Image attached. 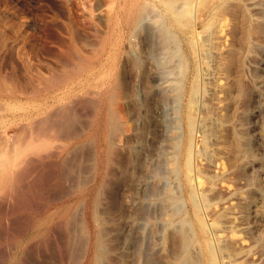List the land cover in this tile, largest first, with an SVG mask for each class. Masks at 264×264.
Here are the masks:
<instances>
[{
  "label": "rangeland",
  "instance_id": "374dc122",
  "mask_svg": "<svg viewBox=\"0 0 264 264\" xmlns=\"http://www.w3.org/2000/svg\"><path fill=\"white\" fill-rule=\"evenodd\" d=\"M141 1L144 5V0ZM172 1L175 6H186V0ZM107 2L109 0H0V79L3 80L0 82L9 84L8 87L15 92V96L7 97L6 93L11 90L5 85L6 91V87L0 84V100L3 102L0 101V110L4 108L0 112V149L10 146L11 149L15 141L20 143V137L24 134L18 131L20 126L24 123L21 128L28 133L33 119L43 116L39 114L33 117L44 105L36 93L42 83L53 78L50 79L54 80L53 83H61L63 79V84L70 75L66 83L78 86L83 82L85 86L83 90L76 87L73 92L57 93L52 101L54 104L51 102L53 105H50L54 122L59 117L60 122L66 118L63 115L66 109L74 112V126L80 129L78 131L82 137L78 139L81 140H70L66 148L63 145L55 150L57 154L50 157L27 156L23 163L24 171L20 172L16 182L0 189V264H174L180 239L172 228L178 223L179 216L188 211L189 204L184 202L180 214L174 217L168 214L170 188L176 192L175 195L178 194V198L185 199L186 196L179 182V170L174 171L173 162L170 161L171 153L177 152L173 147L175 137L182 134L186 91L192 75L196 74L200 83L198 106L195 105L193 111L198 129L193 139V149L196 152V176L202 180L198 192L204 190L205 200L200 201V212L207 226V239L213 247L214 264H264V0H195L192 6L193 9L196 5L193 9L195 19L188 16L184 19L185 14L182 16L181 13L185 10H182L180 23L183 21L184 26L181 24L180 27L179 23V27L177 25L173 29L169 25V17L164 13L163 4L159 0H147V5L143 6L145 10L142 8L143 26L137 27L134 35L120 33L119 27L115 29L117 33L115 30L109 33L104 19L110 10L111 14L115 13L117 4H112L109 9L111 5ZM208 21L210 23L206 24ZM190 30L195 37L189 35ZM125 37L129 39L125 40ZM189 37L194 40L195 55L191 53ZM64 49H78L82 56L97 57L100 53L102 65L98 69L96 62V68L82 69L83 72L81 70L77 75L73 71L75 63L67 60ZM124 55L129 68L134 67V62H143L136 71L137 76L136 73L134 75L135 71L132 72L136 80L133 78L130 84L135 92L125 96L127 100L116 95L117 99L114 96L109 101V96H103L102 92L98 93L101 97L97 96L92 89L96 85L94 81L100 84L106 82L104 79L110 80L115 76ZM129 58L136 61L129 62ZM175 59H179L184 68L179 60L178 67ZM117 60L120 61L119 65ZM151 71L156 74L152 81L148 78ZM43 74L47 75V80H44ZM100 75L106 76H102V79ZM78 76L83 77L76 78ZM150 86L156 88L155 92L150 91ZM14 88L18 91H14ZM88 90H91V95H88ZM22 91L27 92L26 96H22ZM74 92H80L81 96L77 93L71 96ZM71 99L74 100L71 102ZM112 101L116 104H112ZM7 102H11L9 106L18 105V110L9 107L10 111L12 109L10 112L6 109L8 105L3 106ZM69 102L76 105L71 106ZM21 108L25 111H19ZM118 108L120 113H113ZM56 112H61V115L55 116ZM109 112L117 117H114L116 123ZM109 115L114 123L110 128L116 129L117 136L113 132L115 130H110L108 126ZM155 116H158V120H155ZM154 120L160 123L156 124ZM151 123L162 128L161 132L158 131L160 135L154 133L157 127ZM116 124L122 125V129L128 127V130L121 131ZM162 132H165L164 139ZM58 136L46 139L62 145L63 140ZM7 140H10L9 144ZM110 141L115 147L112 146L111 150L107 145ZM79 144H83L82 150H86L80 152H85L83 155L77 151ZM152 144H155L154 147ZM64 148L66 151L71 149V152L67 153ZM111 151H115L116 156ZM152 151H155L154 154ZM67 155L71 159L76 157L75 161ZM63 159L71 160L68 163L75 172L72 173L74 177L78 174L85 179L82 178L85 183L80 185L81 188H78L79 185L70 188L62 178ZM127 162L134 164L133 167ZM75 168L80 169L77 171ZM95 192L101 195L98 205L92 206ZM94 209L101 221L100 226L96 224L98 218L93 214ZM95 229L104 232L103 237L107 239L102 248L103 255L97 259V254L93 252ZM192 249L194 255L201 256L199 264H204V250L199 244L192 246Z\"/></svg>",
  "mask_w": 264,
  "mask_h": 264
},
{
  "label": "bare ground",
  "instance_id": "6f19581e",
  "mask_svg": "<svg viewBox=\"0 0 264 264\" xmlns=\"http://www.w3.org/2000/svg\"><path fill=\"white\" fill-rule=\"evenodd\" d=\"M70 1V0H69ZM160 1V3H162L163 4V8H164V13H166L167 14V16L169 17V19L168 20H170V23H169V25H171V28L172 27H176L181 21H180V16L183 14H185V18L184 17H182V18H184V19H187V16L190 18V19H195L194 18V12L195 11H193V9L195 8V6H194V8L192 9V6H193V3H194V1L195 0H186V2H185V5L186 6H181L182 4H180V6H178V5H174L173 4V1L172 0H159ZM176 0H174V2H175ZM198 1V0H197ZM204 1V0H203ZM143 1H141V0H109V3H110V5H111V7L109 6V9L110 8H112V4H117V7H116V10L113 12L114 14H111L112 13V10H110V14L111 15H113V16H111L110 14H108L107 15V11H106V17L105 16H103L104 18H106V19H104V21L106 20V22H105V24H107V30H109V33H110V31L111 32H113L117 27H119L120 29H119V31H121L120 33H122V32H124V33H126V34H132V35H134L133 33L135 32V30L137 29V27H138V29H139V27L141 28V25L143 26V16H142V8L145 10V8L143 7L145 4H146V2H147V0H144V5H143V3H142ZM170 2H172V3H170ZM64 3V2H63ZM108 3V2H107ZM109 3H108V5H109ZM201 3V2H200ZM177 4V3H176ZM70 5V4H69ZM107 5V4H106ZM147 5V4H146ZM145 5V6H146ZM68 6V5H67ZM178 7L180 8V9H178ZM198 8V7H197ZM106 9L107 10H109L108 9V6H106ZM185 10V12L184 13H181V12H183V11ZM144 12V11H143ZM76 13V12H75ZM180 13H181V15H180ZM69 14V13H68ZM104 14V13H103ZM144 14V13H143ZM70 15V14H69ZM72 15V14H71ZM145 15V14H144ZM182 15V16H183ZM78 16V15H77ZM196 16V15H195ZM102 17V18H103ZM145 18V17H144ZM183 20V19H182ZM188 21V20H187ZM194 21V20H193ZM192 21V22H193ZM146 22V21H145ZM191 22V21H190ZM182 23H183V21H182ZM182 23H180V27L184 24H182ZM189 23V22H188ZM207 23H210V21H208V22H206V24ZM162 24H164V23H162ZM182 24V25H181ZM185 24H187V23H185ZM191 24V23H190ZM193 24V23H192ZM211 24H213V22H212V20H211ZM184 26V25H183ZM208 26H209V24H208ZM208 26H207V28H208ZM211 26V25H210ZM165 27V26H164ZM168 27V26H167ZM177 27H179V25L177 26ZM187 27H189V26H187ZM186 27V28H187ZM205 28H206V25L204 26ZM206 28V29H207ZM118 29V28H117ZM169 29V28H168ZM173 29V28H172ZM182 29V28H181ZM190 29H192V28H190ZM106 30V31H107ZM166 28L164 29V31H165V33H166ZM185 30V29H184ZM209 30H210V28H209ZM72 32H73V30H71ZM186 31V30H185ZM192 30H190V33L191 34H189V33H187V34H189V35H192V36H194V32H191ZM115 32L117 33V31L115 30ZM169 32V31H168ZM184 32V31H183ZM188 32V31H187ZM107 33V32H106ZM114 33V32H113ZM135 33H137V32H135ZM194 33V34H193ZM123 34V33H122ZM168 34V33H167ZM170 34H172V33H170ZM108 35V34H107ZM119 35V34H118ZM126 36V35H125ZM165 36V35H164ZM169 36V35H168ZM187 36V35H186ZM207 36V35H206ZM106 37V36H105ZM110 37V36H109ZM132 37V36H131ZM171 37V36H170ZM195 37V36H194ZM193 37V38H194ZM102 38V37H101ZM119 38V37H118ZM120 39V38H119ZM126 39H129L128 37L126 38L125 37V40ZM183 39V38H182ZM185 39V38H184ZM105 40H107V37H106V39ZM117 40V39H116ZM121 40L123 41V39L121 38ZM170 40V39H169ZM172 40V39H171ZM170 40V41H171ZM149 41V40H148ZM169 41V42H170ZM175 41V40H174ZM185 41V40H184ZM187 42H188V40H186ZM194 40L192 39V37H189V45H190V48L192 47L193 49H194V42H193ZM105 42V41H104ZM121 42V41H120ZM73 43V42H72ZM75 43V42H74ZM73 43V44H74ZM106 43V42H105ZM119 43V42H118ZM122 43V42H121ZM150 43V42H149ZM186 43V42H185ZM107 44V43H106ZM105 44V45H106ZM171 44V43H170ZM177 44V43H176ZM179 44V43H178ZM76 45V44H75ZM112 45V44H111ZM117 45V44H116ZM119 45H121V47H122V44H120L119 43ZM142 45V44H141ZM67 46V45H66ZM187 46H188V43H187ZM196 46V45H195ZM69 48H70V46H68ZM75 47V46H74ZM78 47V46H77ZM100 47V46H99ZM113 47V46H112ZM120 47V46H119ZM104 48H105V46H104ZM124 47H122V49H123ZM192 48H191V53H193L194 51H195V49L194 50H192ZM94 49V48H93ZM97 49V48H96ZM113 49H115L114 47H113ZM112 49V50H113ZM172 49V48H171ZM174 49V48H173ZM62 50V49H61ZM68 50V49H67ZM67 50H65L64 49V51L63 52H65V54H67L66 56H67V60H69V62L71 61H73L74 63H75V65L73 66V71H74V73H76L77 74V72H79L80 73V71L82 70V69H91V68H93V67H95V65H96V62L98 63V65H97V68L100 66V65H102L100 62L102 61L101 60V57L99 58V55H100V53H98L99 55H97V57L96 56H82L80 53H79V51H77V50H75V49H69V51H67ZM116 50V49H115ZM190 50V49H189ZM88 51V50H87ZM91 51H92V49H91ZM94 51V50H93ZM114 51V50H113ZM118 51V50H117ZM120 51V50H119ZM125 50H123V52H124ZM141 51H143V50H141ZM141 51H140V53H141ZM172 51V50H171ZM96 52V51H95ZM97 52H99V51H97ZM186 52H188L187 50H186ZM91 53V52H90ZM94 53V52H93ZM93 53H91V54H93ZM101 53H103V52H101ZM113 53V52H112ZM125 53V52H124ZM140 53H139V55H140ZM176 53V52H175ZM203 53V52H202ZM61 54V53H60ZM65 54H64V57H65V59H66V56H65ZM116 55H117V53H115ZM174 54V53H173ZM178 54V53H177ZM181 54V53H180ZM190 54V53H189ZM59 55V54H58ZM114 55V54H113ZM121 55V54H120ZM127 57H128V55H127V53L125 54ZM124 55V56H125ZM193 55H195V52L193 53ZM101 56V55H100ZM118 56V55H117ZM126 56H125V58H123V61L121 62L122 64H120V66H121V68L116 72V74H115V76H113L110 80H108V79H104L103 81H106V82H102V83H100V84H97V82H96V80L94 81L95 83H93V84H96V85H94L93 87L94 88H92V89H94V92L96 93V94H98V93H104L103 94V96H109V101L110 100H113L114 99V96H115V98H116V95L117 96H119L121 99L122 98H125V96H128V95H130L133 91H134V88H133V86H132V84H130V82L132 81V79L133 78H135L134 76H133V71H135L134 72V75H135V73H136V76H137V69H138V67L140 66V63H143V62H140V63H138L137 64V62H132L133 63V66L134 67H128V66H130V65H128L127 64V58H126ZM142 56H143V53H142ZM172 56V55H171ZM121 57V56H120ZM144 57V56H143ZM176 57H177V55H176ZM188 57V56H187ZM139 58H140V56H139ZM138 58V59H139ZM231 58V57H230ZM118 59V58H117ZM135 59V58H134ZM137 59V60H138ZM145 59V58H144ZM174 59V58H173ZM182 59V58H181ZM142 60H143V58H142ZM179 59H177V61H178ZM118 61V60H117ZM116 61V62H117ZM131 61H136V59L135 60H133L132 58H129V62H131ZM146 61V60H145ZM171 61V60H170ZM175 61H176V59H175ZM174 61V62H175ZM175 62L176 64H178V62ZM180 61V60H179ZM193 61V60H192ZM119 62L120 61H118V65H119ZM173 62V63H174ZM191 62V61H190ZM147 63H148V61H147ZM172 64V65H176V64ZM194 63V62H193ZM69 64V63H68ZM72 64V63H71ZM70 64V65H71ZM130 64V63H129ZM180 64H181V61H180ZM185 64V63H184ZM183 64V65H184ZM67 65V64H66ZM104 65V64H103ZM128 65V66H127ZM143 65V64H142ZM178 67H179V64L177 65ZM181 66H182V64H181ZM180 66V67H181ZM185 66V65H184ZM69 67V66H68ZM83 67H85V68H83ZM147 67V66H146ZM183 67V66H182ZM96 68V67H95ZM94 68V69H95ZM102 68V67H101ZM133 68L134 69H136V70H133ZM149 68V67H148ZM184 68V67H183ZM186 68V67H185ZM195 68V67H194ZM93 69V70H94ZM99 69V68H98ZM180 69V68H179ZM196 69V68H195ZM66 70V69H65ZM95 70H97V69H95ZM101 70V69H100ZM183 69H181V71H182ZM186 70V69H185ZM103 71V70H102ZM193 71V70H192ZM195 71V70H194ZM197 71V70H196ZM81 72H83V70L81 71ZM94 71H92V73H93ZM106 72V71H105ZM172 72V71H171ZM178 72H180L179 70H178ZM69 73V72H68ZM71 73V72H70ZM91 73V72H90ZM100 73V72H99ZM108 73V72H107ZM114 73V72H113ZM175 73V72H174ZM181 73V72H180ZM38 74V73H37ZM41 74V73H40ZM106 74V73H105ZM179 74V73H178ZM195 74V73H194ZM42 75V74H41ZM74 75L75 74H73V77H74ZM78 75V74H77ZM110 75V74H109ZM197 75V74H196ZM196 75H192V78H191V80H190V82H189V85H188V89H187V97L185 98L186 99V104H185V108H186V111H185V116H184V120H183V125H182V134H181V136L180 137H175L176 139H175V142H174V145H173V147L175 148V149H177L176 151V153H175V151H174V153L175 154H173V153H171L172 155H171V157H172V159H171V165L173 166L174 165V168H173V170L175 171H178L179 170V173H180V178H179V182H180V184H181V186H182V188H183V190H184V193H185V199H183V198H180V196H179V198L177 197V195H175V193L176 192H174L171 188H170V193H169V205H170V211H169V215L170 216H173L174 217V215H176V214H178L179 213V210H181L180 208H181V205L185 202H188V204H189V209H188V211L185 213V211H182L183 213H185V214H183V215H181V216H179V219H178V223L177 224H175V223H173V221H172V223L173 224H175V225H173V231L175 232V234L176 235H178V238L180 239V241H179V243H180V246H179V250L177 249L176 251V253H175V255H174V264H199V262H200V259H199V257H201V256H196V254L194 255L193 253H192V251L195 249H192L191 250V248H192V246H194L195 244H199V246L201 247V249H203L204 250V257H205V259H204V264H214V261H215V258H214V253H213V247H212V244L209 242V240L207 239V236H206V234H207V226H206V223H205V221L203 220V218H202V214H201V212H200V201L202 200V201H204L205 199H204V190L202 189V191H200V192H198L199 191V189H200V185L202 184V180L201 179H199L198 178V176H196V165H195V155H196V152L194 151V149H193V139H194V136L197 134V125H195V120H194V115H193V111L195 110V105L197 104V94H198V91H199V83L200 82H198V80H197V78H198V76H196ZM47 75H45L44 76V74H43V77H45L46 79H44V80H47L48 79V77H46ZM63 76L64 75H62V78H63ZM68 76V79H69V76L70 75H67ZM84 76V75H83ZM83 76H78V77H76V78H79V77H83ZM88 76V75H87ZM86 76V78H88ZM93 76H94V74H93ZM96 76V75H95ZM101 76V78H102V76H106V75H100ZM108 76V75H107ZM112 76V75H111ZM110 76V77H111ZM196 76V77H195ZM54 77H55V75H54ZM61 77V76H60ZM89 77H91V76H89ZM99 77V76H98ZM2 78V77H1ZM36 78V77H35ZM37 78H39V77H37ZM49 78H50V76H49ZM57 78V77H56ZM94 78V77H93ZM104 78V77H103ZM102 78V79H103ZM107 78H109V77H107ZM148 78L152 81V80H154L155 78H156V74H155V72L154 71H151V72H149L148 73ZM174 78H176V77H174ZM42 79V78H41ZM50 79H53V78H50ZM48 80V81H46V82H44V81H42V82H44V83H42L43 85L40 87V89H36L37 90V92L36 93H38V95L40 96L39 98L41 99V102L44 104L42 107H41V109H39L38 110V112H36V114L35 115H33V117L34 116H38L39 114H42L43 116H39V117H41V118H38L37 120H35L36 119V117H35V119H33V117L32 118H30V119H33L34 120V122H32V124H30L31 126V130H30V132L28 131V133H27V131L25 130H23L22 128H21V126L23 127L24 125V123L20 126V125H18L17 127H19L20 126V129H18V131L19 130H21V132L22 133H24L23 135H21V137L18 135V137H20L21 139H20V143L18 142L17 143V141H15L16 143L15 144H13V146H12V148L10 149V147L9 148H7V147H4V146H2V147H4V148H7V149H0V189L1 188H5V187H7V186H9V185H11L12 183H14V182H16V178H19L20 177V172L23 170L22 168H23V166H24V162L27 160L26 159V157L28 156V158H29V156L31 157V156H38L39 158L41 157L40 155H45L46 157H50V156H52L53 154H55L56 152H55V150L57 151V149H59V148H61V147H64L63 145H66L65 146V148L67 147V143L71 140H77L79 137H82L81 136V133H79V131L78 130H80V129H76V127L74 126V117H76V116H73V114H74V112H72L68 107V109L69 110H67L66 109V112H64V114L63 115H65L66 116V118L64 119L63 118V120L60 122L59 121V118H58V120H57V122H54L53 121V116H54V113L52 112V110H50V105H53L54 103L52 102L53 100H54V98H56L55 97V95L58 93L59 94V92H61V91H68V92H73L74 91V88H75V90H76V87H78L80 90H83V89H85V86H83V82H80V85L78 84V86H77V84L75 85V84H72V83H66L67 81H69L67 78H66V81H65V83H63L62 84V80H60V82L61 83H53V81L54 80ZM55 79V78H54ZM60 79V78H59ZM71 79V78H70ZM72 79H74V78H72ZM84 79V78H83ZM82 79V80H83ZM90 79V78H89ZM92 79V78H91ZM95 79H97V77H95ZM102 79H100L99 81L101 82L102 81ZM178 79V78H177ZM1 80V79H0ZM57 80V79H56ZM75 80V79H74ZM73 80V81H74ZM79 81H81L80 79H78ZM87 80V79H86ZM135 80H136V78H135ZM1 81H3V80H1ZM78 81V82H79ZM84 81H85V79H84ZM98 81V82H99ZM172 81H173V79H172ZM178 81V80H177ZM57 82V81H56ZM59 82V81H58ZM72 82V81H71ZM77 82V83H78ZM90 82V81H89ZM134 82V81H133ZM5 83V82H4ZM37 83V82H36ZM40 83V82H39ZM38 83V84H39ZM85 83V82H84ZM87 83V82H86ZM0 84L2 85L3 83L2 82H0ZM134 84V83H133ZM174 84V83H173ZM0 85V86H1ZM4 85V84H3ZM2 85V86H3ZM5 85H7V84H5ZM3 86L4 88L6 87V86ZM9 85V84H8ZM8 85H7V87H8ZM85 85V84H84ZM91 85V84H90ZM90 85H87V87L88 86H90ZM1 86V87H2ZM10 86V85H9ZM39 86V85H38ZM154 86V85H153ZM153 86H150V88H151V92L152 91H154L155 92V90H156V88L155 87H153ZM175 86V85H174ZM7 87L5 88L6 89V91H8V90H11L10 88L11 87H8V90H7ZM12 87H13V85H12ZM36 87V86H35ZM86 87V88H87ZM135 87V86H134ZM137 87V86H136ZM173 87V86H172ZM37 88V87H36ZM174 88V87H173ZM202 88V87H201ZM200 88V89H201ZM4 89V90H5ZM87 89H89V88H87ZM136 89V88H135ZM176 89V88H175ZM80 90H78V91H80ZM6 91H4V92H6ZM14 91H16L15 90V88H14ZM18 91V90H17ZM16 91V92H17ZM24 91V90H23ZM23 91H22V96H23V94L25 95L26 93H23ZM77 91V92H78ZM89 92H87V93H89L88 95H91V90H88ZM19 92H21V91H19ZM76 92V93H77ZM83 92V91H82ZM94 92L92 93V95L94 94ZM135 92V91H134ZM241 92H243V90L241 91ZM0 93L2 94V90H1V88H0ZM14 93L15 92H12V90L11 91H9V92H7L6 94V96L7 97H13V96H15L14 95ZM65 93H67V92H65ZM75 92L74 93H71V96H72V94L74 95V94H76ZM153 93V92H152ZM245 93V92H244ZM19 94V93H18ZM64 94V93H63ZM78 94V93H77ZM79 94H80V92H79ZM78 94V96H81V95H79ZM106 94V95H105ZM109 94V95H108ZM5 95V93L3 94V96ZM64 95H68V94H64ZM63 95V96H64ZM21 96V95H20ZM26 96V95H25ZM61 96V95H60ZM62 96V97H63ZM75 96V95H74ZM77 96V95H76ZM77 96V97H78ZM97 96H99V94L97 95ZM96 96V97H97ZM68 97V96H67ZM77 97L75 98V100L77 99ZM89 97V96H88ZM93 97V96H92ZM99 97H101V95L99 96ZM3 98V97H2ZM16 98V97H15ZM22 98V97H21ZM28 98V97H27ZM61 98V97H60ZM64 98V97H63ZM69 98H70V96H69ZM69 98H68V100H69ZM80 98V97H79ZM86 98V97H85ZM93 98H95V94H94V97ZM98 98V97H97ZM131 98H132V96H131ZM199 98V97H198ZM8 99V98H7ZM18 99V98H17ZM16 99V100H17ZM19 99H20V97H19ZM38 99V98H37ZM66 99V98H65ZM65 99H63V100H65ZM82 99V98H81ZM89 99H91L90 97H89ZM106 99H108V98H106ZM105 99V100H106ZM117 99V98H116ZM119 99V98H118ZM126 99V98H125ZM125 99H123V100H125ZM2 100V99H1ZM0 100V101H1ZM12 100V99H11ZM14 100V99H13ZM58 100V99H57ZM56 100V101H57ZM61 100V99H60ZM72 100H74V99H71V102H72ZM86 100V99H85ZM92 100V99H91ZM96 100V99H95ZM104 100V101H105ZM127 100V99H126ZM125 100V101H126ZM129 100V99H128ZM7 101V100H6ZM6 101H4V103L6 102ZM10 101V100H9ZM35 101H37L36 99H35ZM59 101V100H58ZM83 101H84V99H83ZM107 101V100H106ZM117 101V100H116ZM115 101V102H116ZM131 100H129V102H130ZM38 102V101H37ZM53 104H52V103ZM61 102H62V100H61ZM64 102V101H63ZM76 103L78 102L77 100L75 101ZM74 102V104H72V103H70L71 104V106L72 105H76V103ZM79 102H80V99H79ZM93 102H94V99H93ZM108 102V101H107ZM106 102V105L108 104ZM118 102V101H117ZM120 102V101H119ZM118 102V103H119ZM122 102V101H121ZM127 102V101H126ZM1 103H3L2 101H1ZM41 103V104H42ZM83 103V102H82ZM96 103V102H95ZM103 103H105V102H103ZM110 103V102H109ZM128 103V102H127ZM160 103V102H159ZM163 103V102H162ZM10 104H11V102H10ZM10 104H8V102H7V104H1V105H3V106H7L8 105V107L6 108V109H9V107H12V109L14 108H16V110H18L17 109V106L16 107H13L12 105L11 106H9ZM15 104V103H14ZM19 105H20V103H18ZM37 104V103H36ZM63 104V103H62ZM111 104V103H110ZM109 104V105H110ZM112 104H114V102L112 101ZM116 104V103H115ZM114 104V105H115ZM121 104H123V103H121ZM131 104H132V102H131ZM39 105V104H38ZM61 105V104H60ZM66 105H67V103H66ZM125 105H126V103H125ZM130 105V104H129ZM157 105V104H156ZM15 106V105H14ZM20 106H23V105H20ZM67 106H69V105H67ZM80 106V105H79ZM119 106V105H118ZM124 106V105H123ZM130 106H132V105H130ZM158 106H159V104H158ZM161 107H162V105H160ZM196 106H198V105H196ZM2 107V106H1ZM39 107V106H38ZM55 107H57V106H55ZM66 107V106H65ZM94 107H95V105H94ZM105 107V106H104ZM127 107H128V104H127ZM149 107H150V105H149ZM149 107L147 108V109H149ZM155 107H157V106H155ZM195 107V108H194ZM19 108V107H18ZM58 108V107H57ZM62 108H64V107H62ZM76 108V107H75ZM91 108H92V106H91ZM106 108H108V107H106ZM110 108V107H109ZM111 108L113 109V105L111 106ZM117 108V107H116ZM4 109V108H3ZM3 109L2 110H0V112H2L3 111ZM12 109H11V111H10V109H9V111L10 112H12ZM36 109H37V107H36ZM59 109V108H58ZM93 110H94V108H92ZM102 109V108H101ZM111 109V110H112ZM120 109H123V108H120ZM128 109H129V107H128ZM157 109H159V108H157ZM162 109V108H161ZM21 110H23V111H25L23 108H21V109H19V111H21ZM27 110V109H26ZM55 110H57V109H55ZM103 110H105V109H103ZM102 110V111H103ZM5 111V110H4ZM8 111V110H7ZM14 111V110H13ZM22 111V112H23ZM59 110H57V112H58ZM112 111H114V110H112ZM122 111V110H121ZM149 111V110H148ZM22 112H21V115H22ZM55 113V116L56 115H58V116H60L61 115V112L60 113ZM117 112H119V108H118V111H116V112H113V113H117ZM161 112V111H160ZM24 113V112H23ZM63 113V112H62ZM92 113V112H91ZM102 113V112H101ZM106 113H108V112H106ZM120 113V112H119ZM103 114H104V112H103ZM109 114H111L112 115V113H110L109 112ZM150 114V113H149ZM152 114H155V113H152ZM157 114V113H156ZM29 115V114H28ZM62 115V116H63ZM75 115V114H74ZM105 115V114H104ZM158 115H160L159 113H158ZM162 115V114H161ZM30 116V115H29ZM52 116V117H51ZM57 116V117H58ZM92 116V115H91ZM118 116V115H117ZM133 115H131V117H132ZM52 118V119H50V118ZM105 117V116H104ZM112 117H113V115H112ZM112 117L109 115L108 116V119H107V121H109L108 122V126H109V128L111 127V123H112ZM116 119H117V117L116 116H114ZM113 117V118H114ZM158 117V116H157ZM156 116H155V120H158V119H156L157 118ZM62 118V117H61ZM114 118V119H115ZM119 118V117H118ZM148 118V117H147ZM104 119V118H103ZM113 120L114 122L115 121H117V120ZM152 119H153V116H152ZM162 119H163V117H162ZM27 120V119H26ZM61 120V119H60ZM154 120V121H155ZM28 121H29V119H28ZM59 121V122H58ZM106 120H104V122H105ZM162 121V120H161ZM31 122V121H30ZM156 122V121H155ZM106 123V122H105ZM116 123V122H115ZM157 123H160V121H158V122H156V124ZM79 124V123H78ZM81 124H82V122H81ZM104 124V123H103ZM112 124H114V123H112ZM156 124H152L151 123V125H156ZM177 124V123H176ZM28 125V124H27ZM106 125V124H105ZM79 126V125H78ZM113 126H115V125H113ZM112 126V127H113ZM116 126H118V124H116ZM122 127V125H120L119 124V126L117 127V128H119V127ZM159 125H156V129L154 130V133L155 134H158L159 133V135H160V130L162 129V128H160V127H158ZM120 127V128H121ZM83 128V127H82ZM85 128V127H84ZM107 128V127H106ZM127 128V130H128V127H126ZM126 128L125 127H123V129H125L126 130ZM155 128V127H154ZM5 129H8L7 127L5 128ZM14 129V128H13ZM16 129V128H15ZM113 129L115 130V131H113ZM113 129H111L110 128V130H112L113 132H115V134H116V129L115 128H113ZM123 129L121 128V131H123ZM4 130V129H3ZM29 130V129H28ZM63 130V131H62ZM124 130V131H125ZM31 131H32V133H31ZM84 131H86V130H83V132ZM104 131H105V127H104ZM150 131V130H149ZM158 131H160V132H158ZM1 132V131H0ZM5 132V131H4ZM3 132V133H4ZM17 132V131H16ZM61 132L63 133V134H61ZM81 132V131H80ZM82 132V133H83ZM106 132V131H105ZM113 132H112V136L114 135L113 134ZM151 132V131H150ZM153 132V131H152ZM151 132V133H152ZM180 132V131H179ZM17 133H19V132H17ZM30 133V134H29ZM118 133V132H117ZM163 133H165V132H162V134ZM6 134H7V132H6ZM56 134H57V136H58V134H60L61 136H58L59 138L61 137L62 138V140H63V142H61L62 143V145L61 144H58V143H56V144H54L53 142L54 141H49L50 139H46V138H49V137H51V139L53 138V137H57L56 136ZM106 134V133H105ZM5 135V134H4ZM83 135V134H82ZM165 134H163V136H164ZM2 136V135H1ZM111 136V135H110ZM115 136H117V134L115 135ZM5 138L7 137V136H4ZM150 137H152V136H150ZM105 138H106V136H105ZM114 138V137H113ZM165 138V136L163 137V139ZM54 139V138H53ZM108 139V138H107ZM110 139V138H109ZM125 139H127V138H125ZM1 140V139H0ZM73 140V141H74ZM79 140H81V138L80 139H78V141ZM112 140V139H111ZM115 140V139H114ZM157 140V139H156ZM161 140H162V138H161ZM171 140V139H170ZM2 141V140H1ZM0 141V142H1ZM8 141H10V140H7V142ZM12 141V140H11ZM64 141H66V144L64 143ZM70 141V142H71ZM163 141V140H162ZM69 142V143H70ZM106 142V141H105ZM3 143V142H2ZM64 143V144H63ZM72 143H74V142H72ZM71 143V144H72ZM78 143V142H77ZM82 143H83V141H82ZM85 143V142H84ZM107 143V142H106ZM109 144H107V145H109L108 147L110 148V150H111V147L113 146L112 144H113V141H112V144H111V141L110 142H108ZM8 144H9V142H8ZM127 144V143H126ZM171 144H173V143H171ZM10 145H12V144H10ZM107 145H105V147L107 146ZM155 145V144H154ZM154 145L152 144V146L154 147ZM156 145H158V144H156ZM71 146V145H70ZM158 146H160V147H162L163 146V144L162 145H158ZM69 147V146H68ZM74 147V146H73ZM83 147H84V145L83 144H79V147H77V151H79V153L81 152V151H86V150H82L83 149ZM114 147V146H113ZM129 147V146H128ZM151 147V146H150ZM149 147V148H150ZM156 147L157 146H155V149H156ZM159 147V148H160ZM171 147V146H170ZM169 147V148H170ZM64 148V149H65ZM71 148V147H70ZM81 148V150H79ZM115 148V147H114ZM125 148V147H124ZM128 149V148H127ZM129 149H131V148H129ZM151 149V148H150ZM172 148H170V150H171ZM175 149H173V150H175ZM60 150H62V149H60ZM68 151H70L71 149H67ZM108 150V149H107ZM113 150H115V149H113ZM65 151H66V149H65ZM68 151H66L67 153H68ZM106 151V150H105ZM172 151V150H171ZM64 152V151H63ZM62 152V153H63ZM71 152V151H70ZM72 152H74V151H72ZM112 152V151H111ZM115 151H113L112 153L115 155V153H114ZM153 152H155V151H152V153ZM160 152V151H159ZM173 152V151H172ZM59 153V152H58ZM61 153V154H62ZM75 153H76V151H75ZM74 153V154H75ZM84 154H85V152H83ZM83 153H80V155L82 154L83 155ZM170 153V152H169ZM57 154V153H56ZM66 154V153H65ZM76 154H78V153H76ZM75 154V155H76ZM107 154V152L105 153V155ZM109 154V153H108ZM128 154V155H127ZM126 155L127 156H130L129 155V153H127ZM131 154V153H130ZM149 154V153H148ZM154 154V153H153ZM152 154V155H153ZM156 154V153H155ZM71 155V154H70ZM111 155V153L109 154V156ZM113 155V156H114ZM158 155V154H157ZM68 156V155H67ZM85 156V155H84ZM116 156V155H115ZM118 156V155H117ZM32 157V158H33ZM69 157V156H68ZM71 157H72V155H71ZM79 157V154H78V156H77V158ZM32 158H30V161H32L31 159ZM35 158V157H34ZM37 158V157H36ZM42 158V157H41ZM74 158V157H73ZM76 158V157H75ZM75 158L74 159H71L70 157H69V159H71L72 161H75ZM85 158V157H84ZM105 158V157H104ZM107 158V157H106ZM127 158H129V157H127ZM131 158H132V156H131ZM151 158H154V157H151ZM79 159H80V157H79ZM119 159V158H118ZM134 159V157L132 158V160ZM34 160V159H33ZM36 160V159H35ZM64 160V159H63ZM62 160V161H63ZM71 160L69 161H63V162H65L64 164H63V167H61L62 169V174H63V177L62 178H64V179H62V180H64L66 183H68L67 185L71 188V186L73 185V187H77L78 185L80 186V185H83L85 182L82 180V178H81V176H77L78 174H76V176L74 177L73 176V174L72 173H74L75 174V172H72L73 170H72V168H71V165H69V163L68 162H71ZM108 160V159H107ZM77 161V160H76ZM83 161V160H82ZM67 162V163H66ZM77 162H79V161H77ZM109 162V161H108ZM107 162V163H108ZM112 162V161H111ZM110 162V163H111ZM132 162V161H131ZM28 163V162H27ZM33 163V162H32ZM113 163V162H112ZM128 163V162H127ZM23 164V165H22ZM35 164V163H34ZM33 164V165H34ZM78 164H80V163H77L76 165H78ZM82 164H84V163H82ZM81 164V165H82ZM129 164V163H128ZM131 164V163H130ZM129 164V165H130ZM51 165V164H50ZM80 165V166H81ZM117 165H118V163H117ZM123 165V164H122ZM132 165V164H131ZM134 165V164H133ZM133 165H132V167H133ZM136 165V164H135ZM79 166V167H80ZM119 166V165H118ZM121 166V165H120ZM26 167V166H25ZM38 167V166H37ZM60 167V166H59ZM72 167H75L74 165H72ZM131 167V166H130ZM129 167V168H130ZM121 168V167H120ZM135 168V167H134ZM75 169H77V168H75ZM78 169H80V168H78ZM78 169H77V171H78ZM123 169V168H122ZM127 169V168H126ZM28 170V169H27ZM26 170V171H27ZM125 169H123V171H124ZM173 170H171V171H173ZM24 171V170H23ZM59 171H60V169H59ZM76 171V170H75ZM80 171H83V169L82 170H80ZM126 171V170H125ZM129 172V171H128ZM27 173L29 174V172L27 171ZM77 173H79V172H77ZM178 173V174H179ZM80 175V174H79ZM126 175V174H125ZM124 175V176H125ZM19 176V177H18ZM127 176V175H126ZM31 177V176H30ZM128 177V176H127ZM126 177V178H127ZM34 178V177H33ZM61 178V177H60ZM22 179H24V178H22ZM84 179V178H83ZM85 180V179H84ZM21 181V180H20ZM32 182V181H31ZM61 182V181H60ZM64 182V183H65ZM88 182V181H87ZM101 182H103V180L101 181ZM135 182V181H134ZM133 182V183H134ZM177 182H178V180H177ZM179 182L177 183L178 185H179ZM28 183V182H27ZM56 183H58V182H56ZM132 183V182H131ZM131 183H130V185H131ZM102 184V183H101ZM106 184V183H105ZM66 185V184H65ZM75 185V186H74ZM103 186H104V188H106L105 187V185L104 184H102ZM101 185V187H103ZM18 186V185H17ZM67 186V187H68ZM134 187H135V183H134V185H133ZM132 186V188H134ZM66 187V186H65ZM98 187V186H97ZM78 188H81V186L80 187H78ZM93 188V187H92ZM103 188V189H104ZM60 190H61V188H59ZM67 189V188H66ZM69 189V188H68ZM98 189V188H97ZM101 189V188H100ZM63 190H65V189H63ZM94 190V189H93ZM94 191H98V190H94ZM59 192V191H58ZM93 192V191H92ZM73 193V192H72ZM74 193H77V192H75L74 191ZM96 193V194H95ZM94 193V198H92V202H91V204H93L92 206H96V205H98L97 203L99 202V195H101V194H99V192H95ZM43 195H44V193H42ZM80 195V194H79ZM179 195H180V193H179ZM68 196H69V193H68ZM72 196V195H71ZM49 198H50V196H49ZM58 198V197H57ZM64 198H66V197H64ZM79 204V203H78ZM82 204V203H81ZM70 206V205H69ZM68 206V207H69ZM187 206V205H186ZM78 207V206H77ZM98 207V206H97ZM75 208V207H74ZM94 208V207H93ZM92 208V209H93ZM90 209H91V207H90ZM76 210H77V208H76ZM65 211V210H64ZM92 211H94V216L96 217V218H98V215H95V211H96V209H94V210H92ZM181 212V211H180ZM71 213H73V210H72V212ZM139 213V212H138ZM77 214V213H76ZM96 214H97V212H96ZM180 214V213H179ZM78 215V214H77ZM69 216V215H68ZM67 216V217H68ZM74 217L75 216H73V219H74ZM91 217H92V215H91ZM178 217V216H177ZM77 218V217H76ZM95 218V219H96ZM67 219V218H66ZM69 219H70V217H69ZM176 219V220H177ZM175 220V221H176ZM68 221V220H67ZM92 221H93V218H92ZM168 221H169V219H168ZM69 222H70V220H69ZM68 222V223H69ZM97 222H99V218H98V220L96 221V224H98L99 226H100V224H101V221L99 222V223H97ZM95 224V223H94ZM171 224V223H170ZM96 228H98V227H96ZM103 229V228H102ZM95 230H97V229H95ZM100 230V229H99ZM94 231V230H93ZM104 231V230H103ZM104 232H102L101 233V230L100 231H96V232H94V240H93V252L94 253H96L97 254V257H96V259L97 258H99L100 256L99 255H101L102 254V248L104 247V244H106L107 242V239H106V237H105V239H104V237H103V234ZM78 245V244H77ZM108 246V245H107ZM77 248V247H76ZM82 248V247H81ZM81 248H80V250H81ZM107 248V247H106ZM73 249V248H72ZM78 249V248H77ZM197 249V248H196ZM203 250H201V252L203 251ZM104 251H106V249L104 250ZM198 252H199V250H198ZM198 252H196V253H198ZM78 253H79V251H78ZM77 253V254H78ZM199 254H201V253H199ZM75 255H76V253H75ZM103 255V254H102ZM99 256V257H98ZM95 258V257H94ZM95 261H97V260H95ZM94 262V261H93ZM201 264V263H200Z\"/></svg>",
  "mask_w": 264,
  "mask_h": 264
}]
</instances>
